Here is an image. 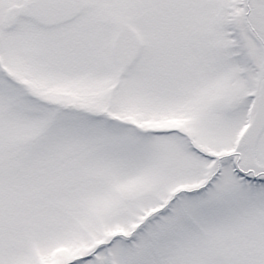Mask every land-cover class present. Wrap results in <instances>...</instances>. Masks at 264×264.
Here are the masks:
<instances>
[{
  "label": "snow or ice",
  "instance_id": "obj_1",
  "mask_svg": "<svg viewBox=\"0 0 264 264\" xmlns=\"http://www.w3.org/2000/svg\"><path fill=\"white\" fill-rule=\"evenodd\" d=\"M0 264H264V0H0Z\"/></svg>",
  "mask_w": 264,
  "mask_h": 264
}]
</instances>
